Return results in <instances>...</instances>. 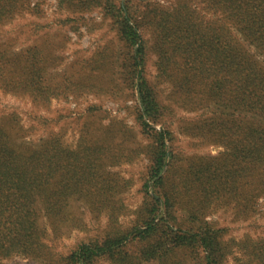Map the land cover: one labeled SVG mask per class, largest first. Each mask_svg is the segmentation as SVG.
<instances>
[{
    "label": "rangeland",
    "instance_id": "1",
    "mask_svg": "<svg viewBox=\"0 0 264 264\" xmlns=\"http://www.w3.org/2000/svg\"><path fill=\"white\" fill-rule=\"evenodd\" d=\"M0 6V129L26 156L56 148L55 162L11 166L29 179L19 231L30 238L0 264H134L120 253L145 249L156 253L141 264H264V0ZM121 6L143 42L142 79ZM208 233L210 248L169 240ZM87 245L102 250L81 255Z\"/></svg>",
    "mask_w": 264,
    "mask_h": 264
},
{
    "label": "trees",
    "instance_id": "2",
    "mask_svg": "<svg viewBox=\"0 0 264 264\" xmlns=\"http://www.w3.org/2000/svg\"><path fill=\"white\" fill-rule=\"evenodd\" d=\"M227 3L223 5V8L233 11L234 4L229 2L230 4L227 5ZM237 8L240 10L243 7L238 6ZM3 14L4 10L0 6V16ZM118 15L121 16V19L118 21V23L120 25L121 32L124 38L130 44H138V47L134 54V64L138 68V76L142 79L141 64H143L144 56L142 39L137 32V28H135L134 25L131 24V17L129 16L128 11L125 7L121 6V8L118 10ZM222 26L223 23H220L219 27ZM223 61L224 60H221L220 63H223ZM20 82L22 81H19L18 83ZM138 84V90L144 112L148 114H155V116H158L159 105L154 99L155 97L152 93L153 91L147 86L146 82L143 80H139ZM262 105L264 106V103ZM261 110L264 113V107H262ZM159 140L164 145L163 135H160ZM49 151L50 152H42V154L39 153L28 156H26L24 153L16 152L15 148L12 145L11 138L6 133H3L0 129V190L3 192L4 195L0 197V252L2 253L8 252L7 250H9L11 244L13 246L20 244L23 245L25 243L24 238H30V234L25 235L24 233H21L19 231L20 226L24 227L23 220L28 213L26 209V199L23 195V183H29V179L24 174H22L24 173V169L13 172L11 166L18 165V167H21V165L26 163L27 160H31L30 162L36 164H41L42 161L48 159H51L53 162H55L56 148L52 146ZM164 152L165 151H163L162 149H159V151L157 152V158L153 167L152 177H156L162 167V164L164 163ZM159 183L162 184L161 178L159 179ZM8 188L15 193V198L8 197V195L6 194ZM8 202L10 203L9 205L7 204ZM143 231H146V229ZM143 231H139V233ZM207 235L208 236L201 235L199 237H186L179 235L175 237L173 236L169 240L173 242L174 246L182 244L184 245L185 242H187L188 245H190L191 242H198L202 244L203 247L210 248L213 243L212 237L209 235V233ZM126 239L127 237H124L123 239L116 238L114 240H110L107 244H110V248L114 251V248L116 246H119V248H121V246L124 244L123 241H126ZM101 247V245H87L85 246V249L80 251V254L84 255L86 253H91L92 255H97L99 254V250L101 249ZM172 249V246H168L167 248H165V250H162V253L167 254V252L171 251ZM118 252L119 251L115 253L117 254ZM155 253V249H145V251L141 252L140 255H130L127 252H122V254L120 253V255L124 257V259L122 260L123 262H134V264H141V259H154L152 255ZM207 257L209 264H213V260L211 259V257L209 255Z\"/></svg>",
    "mask_w": 264,
    "mask_h": 264
}]
</instances>
